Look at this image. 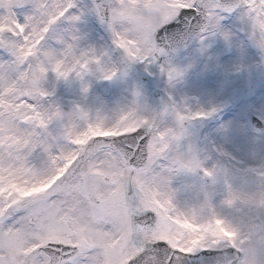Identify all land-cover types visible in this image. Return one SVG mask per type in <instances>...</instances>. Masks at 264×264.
I'll list each match as a JSON object with an SVG mask.
<instances>
[{"label": "snow or ice", "instance_id": "obj_1", "mask_svg": "<svg viewBox=\"0 0 264 264\" xmlns=\"http://www.w3.org/2000/svg\"><path fill=\"white\" fill-rule=\"evenodd\" d=\"M0 264H264V0H0Z\"/></svg>", "mask_w": 264, "mask_h": 264}]
</instances>
